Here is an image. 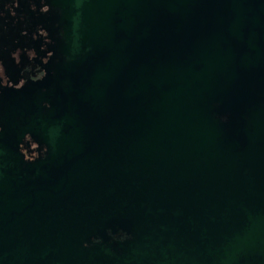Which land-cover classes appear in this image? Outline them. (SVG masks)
I'll list each match as a JSON object with an SVG mask.
<instances>
[{
    "label": "water",
    "instance_id": "95a60500",
    "mask_svg": "<svg viewBox=\"0 0 264 264\" xmlns=\"http://www.w3.org/2000/svg\"><path fill=\"white\" fill-rule=\"evenodd\" d=\"M56 4L48 155L0 130V264H264V0Z\"/></svg>",
    "mask_w": 264,
    "mask_h": 264
},
{
    "label": "flooded vegetation",
    "instance_id": "af4514ba",
    "mask_svg": "<svg viewBox=\"0 0 264 264\" xmlns=\"http://www.w3.org/2000/svg\"><path fill=\"white\" fill-rule=\"evenodd\" d=\"M65 32L56 0H0V130L6 127L9 109L15 110L13 124L20 134L31 127L21 137L27 162L48 155L32 122L47 112L46 86L66 63Z\"/></svg>",
    "mask_w": 264,
    "mask_h": 264
}]
</instances>
